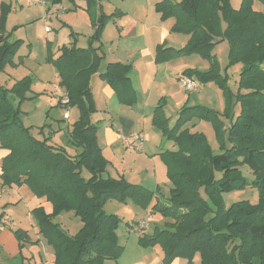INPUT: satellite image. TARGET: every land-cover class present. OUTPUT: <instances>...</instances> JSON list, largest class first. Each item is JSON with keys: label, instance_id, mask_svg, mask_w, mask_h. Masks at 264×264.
Segmentation results:
<instances>
[{"label": "trees", "instance_id": "16d2710c", "mask_svg": "<svg viewBox=\"0 0 264 264\" xmlns=\"http://www.w3.org/2000/svg\"><path fill=\"white\" fill-rule=\"evenodd\" d=\"M41 1L47 12V3L59 6L64 0ZM83 1L88 12L97 3ZM254 1L264 4V0H241L240 7L233 9L229 0H160L154 5L162 20H175L171 32L188 36L179 50L157 47L156 62L169 60L171 53L205 57L210 63L207 70L187 69L181 75L194 79L199 86L214 83L226 99L225 110L219 114L185 104L173 125L165 115L164 104L152 111V126L175 146V150L160 154L170 183L167 202L152 208L172 223L151 236L139 237L137 242L142 247L158 245L163 264L177 258L194 264L196 256V264H264V13L252 8ZM67 2L75 6V0ZM6 7H0V70L11 61L18 43L10 42L5 34ZM107 18L102 15L99 23H93L95 30L87 48L62 46L59 55L47 54L48 62L57 70L58 85L78 115L67 132L73 154L51 143L55 131L50 125L36 132L23 127L0 87V151L5 152L0 160V189L24 185L40 201L31 212L38 234L53 250L52 264L117 260L123 250L116 234L120 219L105 213L104 204L108 200L131 201L146 209L153 199V193L141 185L123 177L105 176L109 162L96 141L92 76L98 75L107 83L120 104L135 102L131 65L108 63L101 70V46H92L100 42ZM223 41L228 44L227 68L241 65L235 95L226 85L228 75L218 70L212 53ZM231 96L238 106L237 114L232 111ZM193 119L207 120L215 133L226 134L227 143L222 144L220 153L212 152L203 134L189 131L187 125ZM243 166L250 172L251 181L243 176ZM246 186L257 189L256 203L238 201L225 207L219 202L223 193ZM63 212L80 219L82 225L76 234H67L54 221ZM13 233L21 248L25 232L17 229Z\"/></svg>", "mask_w": 264, "mask_h": 264}, {"label": "rangeland", "instance_id": "374dc122", "mask_svg": "<svg viewBox=\"0 0 264 264\" xmlns=\"http://www.w3.org/2000/svg\"><path fill=\"white\" fill-rule=\"evenodd\" d=\"M37 1L0 0V7L3 4L7 6L6 9L8 10V14L4 19L5 34L9 36L8 40L10 42L18 41L15 55L0 70V87L5 90L7 99L17 110L20 123L23 127L30 128L33 132H36L40 127L45 125H51V127L52 125H59V127H56L58 129L54 134L60 133V138L63 139L67 138V132L64 133L65 127L67 125L70 127L75 122L76 117L72 116L65 123L62 120V115L66 109L52 105L55 98L51 96V90L58 86L59 77L57 70L48 62L47 54L50 51L53 56L59 55L58 49L62 46L67 48L74 47L76 49L87 48L95 30L92 21L96 24L99 21V18H95L93 15L96 12L97 6L92 7L90 13L86 11V4L83 0H75V6H71L67 0H64L59 6L65 8V11L59 12V6H51V4L47 3L48 11L46 12V9L41 5L29 6L30 2ZM229 2L233 9H238L241 0H229ZM102 5H104V8H107L106 3H102ZM109 5L114 6L112 3ZM252 8L264 13V4L261 2L254 1ZM45 18H47L46 21ZM45 26L49 28L48 32L44 31ZM107 27H113L112 21L108 22ZM102 37L106 40L105 36L102 35L100 44L97 42L92 43L93 47L96 43L100 45L101 52L102 46L103 48L105 46L103 45L104 41ZM212 53L218 70L222 72V75H224V71L228 75L226 85L229 87L231 93L235 95L241 65L235 64L227 68L228 44L225 41L216 44ZM176 56L174 53H171L169 58L171 59ZM46 65L52 67L54 71L50 80L45 76ZM177 65L173 63L168 66V69L170 71L183 69V67L178 68ZM187 66L198 69L209 68L210 63L205 57L202 58L200 55H189ZM225 68L227 69L225 70ZM17 89L18 91H16ZM191 94V103L203 106L218 114L224 112L226 99L222 91L214 83L209 82L205 85H200L198 92ZM57 97L58 104L61 105V98L60 96ZM230 101L231 105H234L232 107L233 113L237 114L238 106L234 104V96H231ZM61 106L63 107V105ZM68 107L71 108L70 106ZM179 110L174 109V104H170L167 107V113L171 121L170 125L174 124ZM147 122L144 129V135H146V138L144 137V150L141 152L133 151L142 154L143 157H140V159L143 160L139 161L136 167L130 169L129 166L133 165V163L131 160L126 159V164H124L126 172L122 176L126 181L130 180L128 181L129 183L141 185L158 197L154 196L146 209L133 204L131 201H127L126 203L118 200L106 201L103 206L105 213L115 215L120 219L116 234L117 242L123 247V250L117 260H109L105 264H152V261L155 259V263L153 264H159L161 258H155L154 252L153 254H149L152 256H147L148 258L141 256L145 253L144 250L150 247L140 246L137 240L144 235L151 236L157 230L166 229L172 223V219L162 216L152 206L155 204L159 206L166 204V199L170 193L166 166L162 156L160 157L157 153L164 152L165 150H175V146L151 125L150 120H147ZM187 126H189L191 133L203 134L212 152L215 154L220 153L223 143L224 145L227 143L226 134L215 133L211 123L207 120L193 119L188 122ZM97 132H101V127L97 129ZM98 133L96 137H98ZM98 138L96 141L99 146V144L102 145L105 141H98ZM67 146L69 147V150H67L71 151L70 154L74 152L73 148L69 145ZM116 168L122 173V163L120 161L116 164ZM112 169L113 174H116L114 167ZM241 171L243 176L248 181H251V174L245 166L241 167ZM83 175L87 177L88 174L84 171ZM156 186H158V191L155 189ZM2 190L0 214L3 211L4 218L13 221L14 230L20 229V231L25 232L26 237L16 256L8 257L0 251V264H52L53 250L44 237L38 234L35 218L31 212L35 207L37 198L24 185L5 186L2 187ZM257 198V189L246 186L223 193L219 197V202L225 207H229L232 203L238 201L256 203ZM146 215L150 216V218L148 216L145 217ZM145 220L148 222L147 231H149V234L144 231L133 230L141 221ZM54 221L69 235L76 234L82 225L80 219L71 212L59 214L54 218ZM151 248H154V251L159 252L158 254L161 255V248L158 245ZM196 257L195 259L198 260Z\"/></svg>", "mask_w": 264, "mask_h": 264}, {"label": "crops", "instance_id": "0c3cea01", "mask_svg": "<svg viewBox=\"0 0 264 264\" xmlns=\"http://www.w3.org/2000/svg\"><path fill=\"white\" fill-rule=\"evenodd\" d=\"M112 1L113 0H97L95 5L97 6V9L95 14H93L95 18H99L102 15L108 17L105 20L101 32V36L104 35L106 39L104 40L102 37L104 41L103 45L105 46L104 48L102 46L103 62L101 70H103L108 63L130 64L132 70L129 77L131 85L135 91V102L130 106L120 104L111 87L102 81L98 75L92 76L90 87L97 110V112L93 114L92 120L97 124L99 129L101 127V132H97L101 136L98 135L99 138H97L98 141H105L102 145L99 144V146L104 157L109 162L105 176L119 178L123 177L122 175H125L126 171L124 170V164H126V159L131 160L133 163V165L129 166L130 169L136 167L139 164L138 162L143 160L140 159V157H143L142 154L126 149L121 137H128L131 134L142 133L146 138V135H144V129L148 123L147 120H150L151 122L152 111L159 104H164L163 109L168 118L170 116L167 113V107H169L170 104H174L175 110L180 109L185 104L187 106H194L195 103H191L190 99L192 94L184 91V89L178 84L177 78L187 69L205 71L208 68L198 69L188 67V56L185 55H177L176 57L161 63L156 62L157 47L160 46L163 49L179 50L184 47L188 39V36L184 34L171 32V28L175 22L173 18L162 20L160 14L155 11L154 5L160 0ZM170 1L178 3L180 0ZM102 3H106L107 8H104ZM111 3L114 4V6L109 5ZM111 21L113 27H107L108 22ZM98 46L97 43L94 44L95 48ZM173 63H176V65L178 64L177 67H183V69L179 71L175 69L170 71L168 66ZM45 68V76L50 80L54 73L53 68L49 65H46ZM62 93L63 89L59 85L51 90V96L55 98L52 105L57 106L58 108H63L57 101V96ZM72 116L77 118L78 115L74 109L70 108L68 119H64L62 115V120L66 123ZM56 127H59V125H52L51 128H54L53 130L56 131L58 129ZM69 128L70 127L67 125L64 133L68 132ZM59 134L60 133L53 134L51 143L55 146L63 147L70 154L71 151H68L69 147L67 146L68 138H63V141ZM146 143L148 142L146 141ZM73 153L74 152L71 154ZM161 153L162 152L157 154L161 157ZM4 155L5 152L0 151V160ZM119 161L122 163V173L116 168V164L119 163ZM113 167L116 174H113ZM155 189L158 191V186H156ZM154 196L155 195H153V197ZM155 197L157 198L158 196ZM39 203L40 201L36 199L35 207L38 206ZM46 209L49 211V207ZM1 214L3 215V211ZM147 216L148 215L145 217ZM6 219L7 218H4V215L0 218V251L1 253H5L8 257H14L19 252V242L13 233L15 228L13 221ZM145 233L149 234V231L146 230ZM144 252L145 253L141 256L145 258H148L147 256H152L149 254H153L154 252L155 258H161L159 264H163L162 250L161 255L151 247L146 248ZM155 260L152 261V264L155 263ZM197 262L198 260L195 259L194 264ZM171 264L188 263L183 259L177 258L174 259Z\"/></svg>", "mask_w": 264, "mask_h": 264}, {"label": "built area", "instance_id": "2783aa9c", "mask_svg": "<svg viewBox=\"0 0 264 264\" xmlns=\"http://www.w3.org/2000/svg\"><path fill=\"white\" fill-rule=\"evenodd\" d=\"M34 5H41L45 8V3L41 0H38L37 2H30L29 6H34ZM59 12H63L65 11V8L60 7L59 6ZM47 20V18H45V21ZM45 32L49 31V28L47 26L44 27ZM177 82L178 84L184 89L185 92H198V88L199 85L197 83V81H195L194 79L185 76V75H180L177 78ZM60 98H61V105H63V108H65L66 110L63 113V118L64 119H68L69 117V111L70 108L69 103H68V97L67 95L63 92L62 94H59ZM122 141L125 144V147L127 150L130 151H142L143 150V146H144V136L142 133H138V134H131L128 137H121ZM2 194V190L0 189V196ZM148 218H150V216H148ZM148 228V222L145 221H141L137 227L133 230H139V231H146Z\"/></svg>", "mask_w": 264, "mask_h": 264}]
</instances>
